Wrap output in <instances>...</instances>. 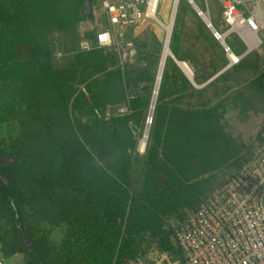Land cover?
<instances>
[{
  "label": "trees",
  "instance_id": "obj_1",
  "mask_svg": "<svg viewBox=\"0 0 264 264\" xmlns=\"http://www.w3.org/2000/svg\"><path fill=\"white\" fill-rule=\"evenodd\" d=\"M79 1L83 0H0V123L15 117L24 91L46 85L57 87L66 106L67 82L83 84L84 90L72 101L74 110L87 106L105 109L126 99V90L131 86L129 72L115 66L116 55L96 47L95 34L86 38L93 47L77 53L69 66L56 70L51 65L46 34L63 27L66 19L80 21L85 15L78 9ZM171 51L177 57L176 50ZM164 65L160 100L169 94L172 71H178L190 95L197 96L218 77L198 89L173 59L168 58ZM193 80L201 83L196 76ZM130 101L133 109L139 107V97ZM218 117L217 106L210 97L187 109H173L161 141L158 133L162 126L156 121L146 151L143 184L138 191L128 185V156L119 170H109L74 131L56 147V177L35 179L31 185L23 186L16 163L23 151L17 141L7 143L1 139L0 155L14 157L15 161L0 165V173L5 177L4 180L0 175V219L4 221L0 226L1 257L26 254L24 264H142L133 236L146 231L159 238L158 249L162 253L180 264L181 250L174 235L176 224L170 238L160 234V219L179 207L193 205V201L180 203L181 195L197 187L199 177L235 155L237 146L219 125ZM131 121L132 114L126 113L95 119L93 125L118 142L128 132ZM126 150H122V158ZM188 196L192 194L189 192ZM201 199L191 206L192 210ZM26 202L45 212L51 224L66 225L58 246L48 243L49 230L30 222L23 210ZM185 215L181 214L176 223Z\"/></svg>",
  "mask_w": 264,
  "mask_h": 264
},
{
  "label": "rangeland",
  "instance_id": "obj_2",
  "mask_svg": "<svg viewBox=\"0 0 264 264\" xmlns=\"http://www.w3.org/2000/svg\"><path fill=\"white\" fill-rule=\"evenodd\" d=\"M171 1L161 0L159 3L157 16L164 25L168 22ZM194 1L204 13H207L204 0ZM92 4V18L85 15L77 22L66 19L63 27L46 34L51 51L50 62L56 70L69 66L74 56L81 51L79 47L81 40L93 37L99 28L107 25L100 0H92ZM208 6V18L218 36L206 25L192 4L187 0H179L168 45L170 53L176 60H183L190 65L189 75L179 64L185 73L200 80L201 83H195L194 87L201 89L208 81L218 76L212 82L213 85L199 96L190 95V90L179 72L172 71L167 98L158 99V93L155 108L150 114L149 107L165 36V29L153 19L142 20L137 25L112 29L113 43L105 52L116 55L115 66L118 65L124 73L129 72L131 86L126 90L124 101L109 104L105 109H92L91 106H87L82 110H74L71 107L72 101L80 90H84L83 84L76 81L67 82L65 85L66 106L57 87L46 85L33 91H24L19 98L22 104L15 117L0 123V140L4 139L7 143L15 140L23 151L21 158L16 161L21 172L20 184L27 186L35 179L56 177L59 162L56 147L74 131L88 151L109 170L112 168L119 170L128 156L130 159L128 185L131 190L138 191L143 184L146 151L150 146V135L156 121L162 126L158 133L161 141L167 119L173 109H187L194 103L206 102L210 97L212 103L217 106L219 125L235 142L237 150L228 162L199 177L198 186L191 187L182 194L179 202L193 201L191 204L195 205L200 198L219 188L235 170L247 162L253 153L264 145V28L258 33L259 45L246 52L245 45L235 34L228 36L223 34L226 29L221 23L217 2L208 0ZM82 7L83 1H79L78 9L81 11ZM262 8L264 11V5ZM219 37H222L230 51L233 50V53L241 56L237 62L231 61L228 57ZM171 48L176 50L177 57ZM58 51L61 53L60 57L56 55ZM168 58H171L170 55L166 57L164 64ZM180 67L178 66L179 70L187 78ZM211 74V78L207 80ZM133 97H139L137 109L131 107L130 100ZM126 113L132 114V121L128 124V132L122 134L118 142L93 125L95 119ZM146 131V145L142 152L138 144ZM131 143H134L133 148L130 147ZM125 147L127 150L122 158L121 152ZM3 158L4 160L0 162H15L14 157ZM0 175L5 180L1 173ZM189 192L192 196L187 197ZM191 206L188 204L171 214L162 215L160 234L171 238L177 219L181 214L185 215L192 211ZM23 210L29 215L31 223L50 231L48 239L50 245L58 246L61 243L66 229L65 224L57 226L51 224L45 212L34 208L28 202L24 204ZM3 224L4 221L0 219V226ZM133 237L138 251L141 252L142 264L177 263L158 249V237L146 231L135 232ZM27 259L28 255L22 253L2 258L0 252V264H24ZM128 264L135 263L129 261Z\"/></svg>",
  "mask_w": 264,
  "mask_h": 264
},
{
  "label": "built area",
  "instance_id": "obj_3",
  "mask_svg": "<svg viewBox=\"0 0 264 264\" xmlns=\"http://www.w3.org/2000/svg\"><path fill=\"white\" fill-rule=\"evenodd\" d=\"M160 1L100 0L107 25L95 32L96 47L112 45L114 28L137 25L145 19L161 25L157 16ZM187 1L196 5L194 0ZM215 1L226 29L223 34H235L246 52L258 46V33L264 28V0ZM204 2L208 14V0ZM178 5L179 0H172L170 10L174 16ZM210 28L218 34L213 26ZM102 36L106 39L102 40ZM166 38L167 34L164 41ZM223 46L227 54L229 47L224 41ZM79 47L89 50L93 46L88 39H83ZM56 55L60 57L61 53L58 51ZM174 235L181 250L180 264H264V145L179 220Z\"/></svg>",
  "mask_w": 264,
  "mask_h": 264
},
{
  "label": "bare ground",
  "instance_id": "obj_4",
  "mask_svg": "<svg viewBox=\"0 0 264 264\" xmlns=\"http://www.w3.org/2000/svg\"><path fill=\"white\" fill-rule=\"evenodd\" d=\"M171 5H172V1H171ZM194 8H195L196 12L200 15V17L205 21L206 25H208L209 28H210L211 22H210V20L208 18L207 13H204L197 5H195ZM170 9H171V7H170ZM174 18H175V16L173 15V11L170 10V14H169V18H168L167 24L164 25L161 22V26L165 29V34H167V38H166V41H164L165 46H163V50H162V54H161L162 56H161L160 61H159L160 65L158 66V71H157V75H156V78H155L156 81H155V84H154V89L156 90V92H154V94L152 96L151 103H150V107H149L150 114L153 112V110L155 108L156 98H157V94H158V89H159V84H160V80H161L162 69H163V65L165 63V59H166V57L168 55H170V50H169V46L168 45H169V39H170L169 37H170V34L172 32V29H173ZM215 35L218 36V34H216V33H215ZM219 39L222 40V37H219ZM227 54H228V57L231 60H233V61H236V60L239 59V57L235 53L230 51V50L227 52ZM179 64L181 65V67L189 75L191 74V67H190V65L187 62L180 61ZM146 133H147V131L145 132V135L143 136V138L140 140V142L138 144V147H139L140 150H141V148H144L145 145H146Z\"/></svg>",
  "mask_w": 264,
  "mask_h": 264
},
{
  "label": "water",
  "instance_id": "obj_5",
  "mask_svg": "<svg viewBox=\"0 0 264 264\" xmlns=\"http://www.w3.org/2000/svg\"><path fill=\"white\" fill-rule=\"evenodd\" d=\"M82 14L86 15L88 18H92L93 16V4H92V0H83V7H82V10H81ZM212 27V26H210ZM221 43L223 44V41H221ZM163 46H165V44L163 43ZM170 57L173 59V61L180 67L179 65V60H176L174 58V56L172 54H170ZM159 65H160V62H159ZM181 68V67H180ZM181 70L185 73V71L181 68ZM185 75L187 76V78L190 80V82L196 86L195 82L193 81V78L191 76H189L188 74L185 73ZM156 81V80H155ZM154 92H156L155 89H153V92H152V96L154 94ZM151 100H152V97H151ZM147 136V135H146ZM0 160H4L3 156L0 155Z\"/></svg>",
  "mask_w": 264,
  "mask_h": 264
},
{
  "label": "snow or ice",
  "instance_id": "obj_6",
  "mask_svg": "<svg viewBox=\"0 0 264 264\" xmlns=\"http://www.w3.org/2000/svg\"><path fill=\"white\" fill-rule=\"evenodd\" d=\"M101 39L104 40V39H106V37L102 36Z\"/></svg>",
  "mask_w": 264,
  "mask_h": 264
},
{
  "label": "clouds",
  "instance_id": "obj_7",
  "mask_svg": "<svg viewBox=\"0 0 264 264\" xmlns=\"http://www.w3.org/2000/svg\"><path fill=\"white\" fill-rule=\"evenodd\" d=\"M141 151L143 152L144 151V148H141Z\"/></svg>",
  "mask_w": 264,
  "mask_h": 264
},
{
  "label": "flooded vegetation",
  "instance_id": "obj_8",
  "mask_svg": "<svg viewBox=\"0 0 264 264\" xmlns=\"http://www.w3.org/2000/svg\"><path fill=\"white\" fill-rule=\"evenodd\" d=\"M3 162H0V165L2 164ZM5 163V162H4Z\"/></svg>",
  "mask_w": 264,
  "mask_h": 264
},
{
  "label": "crops",
  "instance_id": "obj_9",
  "mask_svg": "<svg viewBox=\"0 0 264 264\" xmlns=\"http://www.w3.org/2000/svg\"><path fill=\"white\" fill-rule=\"evenodd\" d=\"M233 51V50H232ZM166 256V255H165Z\"/></svg>",
  "mask_w": 264,
  "mask_h": 264
}]
</instances>
